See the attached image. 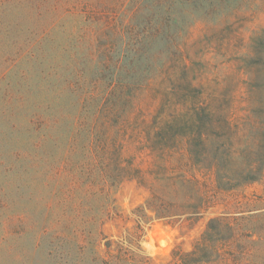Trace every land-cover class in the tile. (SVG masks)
I'll use <instances>...</instances> for the list:
<instances>
[{"label":"trees","instance_id":"1","mask_svg":"<svg viewBox=\"0 0 264 264\" xmlns=\"http://www.w3.org/2000/svg\"><path fill=\"white\" fill-rule=\"evenodd\" d=\"M71 7L83 14L74 34L65 21ZM196 7L197 0H55L50 5L60 13L43 31L40 46L55 41L52 31L59 28L66 40L62 51L76 39L93 61L88 77L73 69V80L66 81L76 98L60 154L38 158L51 199L44 217L54 218L36 247L44 241L53 264H152L135 245L142 221H194L216 192L264 175L259 118L194 84L193 61L182 48L194 26L209 23V12L197 17ZM249 49V59L264 57V30ZM62 66L56 63L52 70ZM128 143L146 152V166L135 162V153L126 154ZM123 180H135L149 194L134 209L136 230L127 244L111 248L103 217L109 214L110 188ZM253 218L210 217L192 249L176 250L169 264H259L251 257L263 253L264 234L249 226Z\"/></svg>","mask_w":264,"mask_h":264},{"label":"rangeland","instance_id":"2","mask_svg":"<svg viewBox=\"0 0 264 264\" xmlns=\"http://www.w3.org/2000/svg\"><path fill=\"white\" fill-rule=\"evenodd\" d=\"M54 3L0 0V264H53L47 244L43 241L36 247L44 227H50L54 218L52 214L44 217L51 199L44 163L38 158L60 154L62 134L74 113L71 103L76 96L66 89V81L73 80L72 70L88 77L93 68L84 43L73 39L62 51L66 40L59 28L52 31L55 41L40 46L43 31L60 13L50 8ZM70 11L65 21L74 34L81 27L78 16L82 13L78 15L72 7ZM196 12L197 17L209 12V23L194 26L182 48L193 61L194 84L204 93L225 95L224 102L246 109L264 125V57L259 54L249 59L252 39L264 30V0H197ZM56 63L63 65L59 73L52 70ZM56 139L58 148L54 147ZM134 153L135 162L146 166V152H137L128 143L126 154ZM148 194L135 180H123L110 188L109 214L103 217L102 230L111 248L120 242L127 244L136 230L134 209ZM220 215L256 217L249 226L264 234V175L216 192L210 206L194 221L184 217L142 221L135 245L152 264H169L176 250L192 249L210 217ZM98 249L103 253V242ZM251 259L264 264V250Z\"/></svg>","mask_w":264,"mask_h":264}]
</instances>
